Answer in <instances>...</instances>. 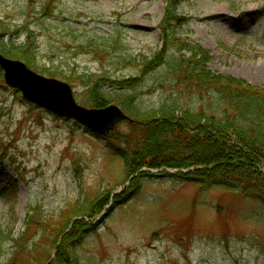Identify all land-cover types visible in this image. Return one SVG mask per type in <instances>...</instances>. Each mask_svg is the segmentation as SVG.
<instances>
[{"label":"rangeland","instance_id":"rangeland-1","mask_svg":"<svg viewBox=\"0 0 264 264\" xmlns=\"http://www.w3.org/2000/svg\"><path fill=\"white\" fill-rule=\"evenodd\" d=\"M47 1L0 0V31L7 32L2 39L21 45L33 33L40 69L67 75L69 80L58 79L86 107L81 75L111 81L140 76L143 63L163 48L161 26L173 0H60L54 17L44 19ZM175 15L180 20L167 25L178 31L184 50L198 47L211 72L264 88V0H185ZM114 41H123L124 55L110 48ZM168 73L165 64L145 79L138 90L143 106L157 108L177 94ZM106 145L75 122L27 102L2 76L0 227L17 239L32 210L51 231L82 221L81 264H264L263 204L222 188L203 191L159 178L142 182L136 195L116 205V195L130 186L125 189L122 164L108 156ZM40 240L45 247L51 243L48 234H38ZM55 245L52 261L61 252ZM10 259L7 253L0 264H12Z\"/></svg>","mask_w":264,"mask_h":264},{"label":"trees","instance_id":"trees-1","mask_svg":"<svg viewBox=\"0 0 264 264\" xmlns=\"http://www.w3.org/2000/svg\"><path fill=\"white\" fill-rule=\"evenodd\" d=\"M181 1L185 0L171 2L161 26L163 48L143 63L140 76L111 81L103 75H81L79 79L87 88L86 107L99 109L115 104L132 120L123 122L125 131L118 126L110 139L97 137L106 142L108 156L121 162L126 182L133 177L128 190L116 195L121 198H116L115 204L128 202L140 191L142 182L166 178L198 185L203 191H233L264 205V88L211 72L202 50H184L178 44V31L170 32L171 25L167 23L172 18L180 20L175 13ZM59 5L60 0H48L40 11L41 17L53 18ZM6 33L0 31L1 54L24 61L41 74L69 80L65 74L40 69L33 33L21 45L7 44L2 39ZM114 42L110 48L124 55L127 50L123 41ZM173 51L186 53L172 58ZM165 64L178 92L157 108L145 107L138 90ZM2 76L0 69V79ZM125 194L129 197L125 198ZM31 213L17 239L13 231L0 227V260L10 253L12 264H22L23 260H33V264H81L77 229L86 228V223L76 221L69 230L70 221H65L51 231L47 222L35 221L34 210ZM34 227L38 231L31 235ZM38 234H48L49 246H43L41 240L36 243ZM55 243L61 252L52 261L49 248ZM35 253L38 256L34 258Z\"/></svg>","mask_w":264,"mask_h":264},{"label":"water","instance_id":"water-1","mask_svg":"<svg viewBox=\"0 0 264 264\" xmlns=\"http://www.w3.org/2000/svg\"><path fill=\"white\" fill-rule=\"evenodd\" d=\"M0 68L7 86L20 91L27 102L53 115L74 121L92 134L109 139L118 124L131 122L117 105L99 109L79 105L68 83L44 77L22 61L0 54Z\"/></svg>","mask_w":264,"mask_h":264}]
</instances>
